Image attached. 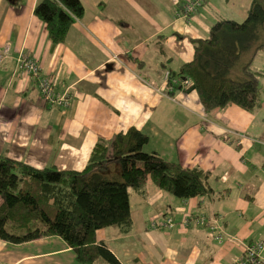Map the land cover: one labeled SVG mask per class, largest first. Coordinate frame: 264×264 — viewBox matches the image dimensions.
Here are the masks:
<instances>
[{
	"label": "crops",
	"instance_id": "0c3cea01",
	"mask_svg": "<svg viewBox=\"0 0 264 264\" xmlns=\"http://www.w3.org/2000/svg\"><path fill=\"white\" fill-rule=\"evenodd\" d=\"M39 1L0 0V155L39 168L83 169L97 143L110 145L118 133L137 127L150 136L146 151L209 171L214 192L180 198L149 178L143 191L129 190L132 226L103 227L97 240L121 264H194L203 244L214 264H234L246 244L239 239L264 236V49L251 64L261 82L253 110L237 104L207 110L197 90H173L165 73L194 58L195 40L206 38L216 20L245 19L253 0H202L188 16L180 14L185 0H82L83 17L55 44L35 14ZM21 53L35 57L53 84L69 91L70 107L45 101L36 79L20 67ZM200 214L217 219L229 236L218 247L206 242L208 227L182 224ZM168 215L176 220L173 229L166 226ZM0 264L78 262L72 247L53 235L0 241Z\"/></svg>",
	"mask_w": 264,
	"mask_h": 264
},
{
	"label": "trees",
	"instance_id": "16d2710c",
	"mask_svg": "<svg viewBox=\"0 0 264 264\" xmlns=\"http://www.w3.org/2000/svg\"><path fill=\"white\" fill-rule=\"evenodd\" d=\"M84 13L82 0H41L35 7L54 44L66 40ZM194 44V58L176 73L169 70V87L197 90L207 110L229 104L253 110L260 104L261 82L251 64L264 49V0H253L242 21L216 20L209 36ZM149 140L137 127L120 132L110 145L97 143L83 169L39 168L0 155V241L20 244L60 236L75 251L78 264L97 259L121 264L96 232L111 225L130 228V188L143 191L150 178L180 198L214 192L209 171L146 151Z\"/></svg>",
	"mask_w": 264,
	"mask_h": 264
},
{
	"label": "built area",
	"instance_id": "2783aa9c",
	"mask_svg": "<svg viewBox=\"0 0 264 264\" xmlns=\"http://www.w3.org/2000/svg\"><path fill=\"white\" fill-rule=\"evenodd\" d=\"M202 0H187L184 6L185 16L195 12ZM19 65L21 69L25 70L31 77L35 78L42 96L53 106L67 109L72 105L73 99L67 89H58L50 79V74L43 72V69L38 60L29 53H21L19 56ZM171 73L168 70L165 73V79H169ZM185 83H188L185 82ZM166 226L168 229H173L176 226V221L173 216L166 217ZM195 223L197 226L208 227L215 238L222 241L225 234L219 227L218 221L215 218H210L206 214L198 215L196 217H187L182 221V224L188 226ZM157 223L153 222L152 227H156ZM234 264H264V239L257 241H249L244 245L241 254L235 259Z\"/></svg>",
	"mask_w": 264,
	"mask_h": 264
},
{
	"label": "rangeland",
	"instance_id": "374dc122",
	"mask_svg": "<svg viewBox=\"0 0 264 264\" xmlns=\"http://www.w3.org/2000/svg\"><path fill=\"white\" fill-rule=\"evenodd\" d=\"M186 2H187V0H185V2H184L183 10H182V9L180 10V14H182V15L184 14V6H185ZM203 5H204V4H203ZM206 5H207V4H206ZM209 15H211V14H209ZM206 18H207V22H208V21H211V17H210V16L207 15ZM228 18L234 19L235 17H232L231 15H229ZM213 21H214V20H213ZM213 21H212V22H213ZM240 21H242V19H241ZM209 34H210V32H209ZM209 34H208V36H209ZM208 36H207V37H208ZM188 101H190V99H188ZM260 115H263V116H264V112H261ZM171 196H173V195H171ZM173 197H174V196H173ZM174 198H176V197H174ZM1 202H2V199L0 198V203H1ZM200 215H202V214H200ZM197 216H198V215H197ZM192 217H196V216H192ZM150 218H151V217H150ZM154 220H155V219L151 220L150 223L152 224V222H153ZM175 221H176V220H175ZM220 223H222V221H220ZM221 225H222V224H221ZM131 226H132V224H131ZM131 226H130V227H131ZM194 226H195V225H194ZM196 226H197V225H196ZM222 226H223V225H222ZM258 227H259V225H258ZM223 228H224V227H223ZM259 229H260L259 231H261L262 233L264 232L260 227H259ZM122 230H123V229H122ZM209 230H210V229H209ZM224 230H225V228H224ZM208 234L211 235L212 237H211V238L206 237V238H205L206 242L209 243L213 248L218 247V246H217V243H220V241L217 240V239L215 238V234H213V233L211 232V230L208 231ZM225 236H226V239L229 237L228 235H225ZM262 238H264V236H261V235H258V234H256L255 236H253L254 241L260 240V239H262ZM247 240H250V239L248 238ZM247 240H245V239H239L238 242L241 243V244H244V242H246V243L249 242V241H247ZM195 245H197L198 248H201V245H200V244L196 243ZM203 245H204V252H202L201 256H200L199 259L197 260V263H194V264H214L215 261H212L211 259H207V258H205V257L207 256V248H206V245H205V244H203ZM187 249H188V250H186V252H187L188 254H191L192 251H193V247L190 245V246H188ZM241 252H242V251H241ZM241 252H240V254H241ZM240 254H238L237 256H239ZM224 259L227 260V261H231V256H230V255H229V256H225Z\"/></svg>",
	"mask_w": 264,
	"mask_h": 264
}]
</instances>
